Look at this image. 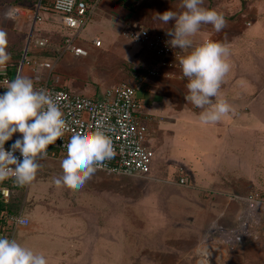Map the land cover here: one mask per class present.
<instances>
[{
    "label": "rangeland",
    "instance_id": "obj_1",
    "mask_svg": "<svg viewBox=\"0 0 264 264\" xmlns=\"http://www.w3.org/2000/svg\"><path fill=\"white\" fill-rule=\"evenodd\" d=\"M11 1L13 0H1V19L14 18L6 16L9 10L12 11L9 6ZM137 1L140 2L139 11L144 21H136L132 25L125 24L121 26L120 31L117 29L111 31L102 27L103 23L99 19L101 2L93 7L80 31L57 25V29L61 28L56 33L57 40H54L50 31L52 23L47 22V18H43L46 12L43 8L40 12L43 20L34 24L28 39L25 34L9 31L4 26H1L0 30L7 34L8 53L11 50V52L16 51L20 46L18 40L26 36L24 44L28 42L27 51H24V54L21 51L22 57L27 56L30 62L33 59L50 61L53 64V71L48 78L51 80L57 77L59 85H66L70 92L89 96L97 90L100 93L95 92V94L99 96L107 87L131 79L127 76L133 71L129 67L131 63H141V66H146L145 57L152 55L143 43L125 37L122 31L148 26L153 31L166 35V31L170 30L173 24L171 22L165 24L156 19L157 14L166 10L177 13L183 11L180 8L181 0ZM37 2L38 0L35 3ZM134 6L136 7V4ZM202 6L216 10L226 21L225 26L218 33L219 42L226 44L230 49L231 68L221 86V95L234 108V112L224 118L237 124L239 119L235 110L245 109L240 115H246L251 110V104H241V98L232 100V86L230 85L229 88L226 86L232 82L249 83L254 86L258 84L261 87L264 85V0H204ZM119 16H122L120 21L123 22L124 14L119 13ZM75 34L76 43L87 51L86 56H76L66 49L63 38L73 37ZM209 34H215L213 26L202 25L195 39L199 41L211 37ZM97 35L103 41L100 47L92 42ZM42 37L46 39L45 45L33 47L35 39ZM125 53H128L127 57ZM23 65V70L29 68V77H33L34 80V72L31 70L34 65L32 63ZM145 80L156 88L162 81L160 76L149 75L145 76ZM170 83L169 88L175 91L172 98L166 96L164 91V94L154 92L151 95V107L153 111L158 112L153 115L156 117L159 114L163 115L166 122L164 129L147 140L158 149L150 172L146 176L138 177L109 175L96 171L79 189L57 188L53 180L62 173L60 161L64 155L60 154L57 159L37 158V161L42 162L37 177L48 178L46 182H49V184L43 182L41 186L45 189L49 187L53 189L51 191L49 189L50 197L57 194V205L62 208L60 213L63 215V218L57 219L53 216L57 210L41 213L34 211L32 217L37 224H41L46 229H57L60 223L75 227L78 223L75 219H70V215L66 217L68 215L66 213L70 208L83 206L89 212L83 213V211L82 216L88 219L100 217L101 220L104 217L109 223L108 233L104 232L103 238L96 233L88 240L94 242V253L88 255L93 260L100 261L103 258L104 264H196V253L192 247L202 235H200V220L203 213L202 206L206 202L205 190L198 187H201L200 178H204L205 174L211 171L210 165L216 162L215 167L219 166L223 179L232 182L224 185L229 191L245 194L254 189L264 194V115L259 116L254 111L246 124L239 122L238 127L233 124L234 128L224 130L219 127V122L202 124L199 120L201 109L193 110L191 103L185 99L188 95L187 81L171 79ZM139 94L141 95L138 92L137 95ZM254 106H261V101L258 100ZM247 124L249 126L245 127ZM219 137L224 139L225 147L223 143H217L216 139ZM217 147H220L221 151H215ZM181 166L192 173L193 178L189 179L187 186L177 184L178 176L185 172L184 169L179 168ZM245 186L248 190H243ZM22 189V187L11 189V196H16L20 204L22 195V203L25 197ZM208 194L209 200L213 198L211 193ZM192 197L195 198V202L189 199ZM28 205L26 201L23 206L24 213L29 209ZM189 216L193 217V221H187ZM217 217L213 214L211 223ZM77 226L80 228V225ZM197 226L199 230L194 232ZM215 226H219V223ZM254 227L259 229L261 225L256 224ZM19 232L16 231L14 239H18V242L24 246ZM184 233L185 236L182 235ZM190 236L197 237L186 242L185 240ZM42 241L39 239L38 242ZM249 244L229 249V257L223 262L264 264V236L261 235ZM91 247H88L89 253ZM82 256H79L78 260Z\"/></svg>",
    "mask_w": 264,
    "mask_h": 264
},
{
    "label": "clouds",
    "instance_id": "obj_2",
    "mask_svg": "<svg viewBox=\"0 0 264 264\" xmlns=\"http://www.w3.org/2000/svg\"><path fill=\"white\" fill-rule=\"evenodd\" d=\"M204 0H181L177 13L166 10L156 19L173 27L166 31V44L179 49V65L186 78L188 95L185 97L201 109L202 124H214L234 112L233 106L221 95V86L229 73L230 49L219 41L195 37L202 25H212L216 32L226 24L222 14L203 7ZM12 18L13 12L6 13ZM7 34L0 30V66L10 60ZM6 91L0 94V181L14 177L20 186L30 185L36 178L40 164L37 158L47 155L49 145L54 144L68 131L60 98L53 97L45 89H37L28 76H17L5 81ZM19 133L6 150L5 143ZM67 152L60 161L62 173L53 180L57 188L79 189L101 166L114 155L111 136L101 124L94 128L72 132L64 145ZM19 153V156L16 153ZM23 223V220L20 221ZM0 264H49L43 253L23 246L15 239L0 237Z\"/></svg>",
    "mask_w": 264,
    "mask_h": 264
},
{
    "label": "crops",
    "instance_id": "obj_3",
    "mask_svg": "<svg viewBox=\"0 0 264 264\" xmlns=\"http://www.w3.org/2000/svg\"><path fill=\"white\" fill-rule=\"evenodd\" d=\"M90 7V13L93 9V7L97 6L101 2V14H100V20L102 21V27L104 29H108L111 31H114V29L121 30V26L127 24V25H132L136 21L143 20L140 15V2L137 0H86ZM160 2L162 0H159ZM165 1V0H164ZM36 0H13L11 1L10 5L11 9L13 7L18 8L21 11V14L18 16L13 15L14 18L12 19H1L0 18V27L4 26L7 30L9 31H14L17 33H22L27 36V39L29 38L31 30L34 28V8L36 6L35 3ZM50 0H42L41 1V8L44 10L48 6ZM1 3V0H0ZM136 4V7L134 6ZM124 10V12H122ZM254 10L256 11L255 7ZM46 12L44 13L43 18H47V22L52 23V27L50 28V31L53 33L52 37L54 40H57V31H59L61 28L57 29V25L62 26L60 19L58 16L53 15L50 11L47 9L45 10ZM257 12V11H256ZM47 13V14H46ZM49 13L51 15H49ZM89 13V15H90ZM119 13H123L125 17L123 22L120 21ZM50 17V18H49ZM54 18V19H53ZM105 18V20H103ZM43 20V19H42ZM144 21V20H143ZM151 29L148 26H143ZM152 30V29H151ZM153 31V30H152ZM213 31L215 29L213 28ZM215 41H219V33L215 31V34H209ZM213 35V36H212ZM26 36L22 37L19 39V44L20 46L18 49L14 52H9L10 54V60L4 65L0 66V77L1 74L4 76H8L13 80L15 75L19 72V76H28V70H23V64L31 65V62L29 63L26 57L21 56V51L24 54V51H27V44H24V41H26ZM20 38V37H19ZM94 38H99L101 40V37L98 35L95 36ZM93 38V39H94ZM45 38H36L35 42L33 44V47L36 46H43L39 45L38 41L43 40ZM133 40V39H132ZM137 42H140L138 40H135ZM141 43V42H140ZM103 41L101 40V44L98 46H102ZM28 55V54H27ZM126 57L128 56V53H125ZM125 57V56H124ZM23 58V62L22 59ZM146 59V66H141V63H131L129 67L133 69V71L130 74H125L131 79L127 81L131 86H133L136 90V97L141 100L143 104L142 108V114H145L149 117L151 125L155 129V135L159 133L160 130L165 128V117L161 114H159L157 117L156 115H153V113H158L156 111H153V107H151V95L154 92H161L164 94L166 92V96L172 98L175 95V91L169 88L171 85L170 80L171 79H176L179 81H183V79H179L176 76H165V75H158L161 77V85L156 88L154 87L151 83L147 82L145 80V76L147 74V68L150 67L153 62L155 61L154 55H147L145 57ZM35 60V59H33ZM31 60V61H33ZM34 72V69H31ZM164 71H166L164 69ZM182 73V71L180 72ZM34 84H38L39 81L36 79L38 76L42 77L43 79L40 80V82H45L48 80L47 76V71L44 69H40L39 71L34 72ZM150 76V75H149ZM33 78V77H31ZM123 81V80H122ZM126 82V81H125ZM48 84H53L52 80L47 81ZM59 81L57 83V87H65L66 89H69L66 85L60 86ZM232 86V100H236L241 98L242 103L251 104V110L246 114L241 116L240 114L243 113L245 109H237L235 110V114L239 119V122L242 123H247L249 121L250 115L253 114L254 111L260 116L264 115V85L261 87V85H256L254 86L253 84L249 83H237V82H232L231 84H228L226 88H229V86ZM155 90H154V89ZM4 91H6V85H3L0 83V94H2ZM93 91V90H92ZM164 91V92H163ZM100 93V91H95ZM89 95V96H98L97 94ZM141 93V95H137ZM168 92V94H167ZM261 101V106L256 107L254 106L257 101ZM191 108L193 110H198L199 108H196L191 104ZM233 115V114H232ZM230 116V115H229ZM156 117V119L154 118ZM235 117V115H233ZM230 124H229V123ZM238 122V123H239ZM235 122H231L230 119L228 120L227 118H222L219 121V127H222V129H230L234 128L233 124H235V127L238 125ZM249 126V124L245 125V127ZM238 127V126H237ZM220 129V128H219ZM248 130V129H247ZM21 134L16 133L13 135V138L6 143H13L15 139L20 136ZM226 139V138H225ZM217 143L222 144L224 142V139L219 137L216 139ZM225 143H223V147H225ZM155 151L156 154H158V149L156 146ZM215 151H221L220 147H217ZM48 159H56L52 157H47ZM40 159V158H38ZM221 161V160H219ZM40 166H42L41 161H37ZM215 163L210 165V170L207 174H205L204 178H200V184L201 187H198L199 189L202 188V190H205L204 194V201L205 204H203V213H202V219L200 220V238L198 241L194 244L192 247L193 250L196 253V264H199V259H200V254L198 253V248L202 242V240L205 238L207 232H209L210 237L214 238L216 237V234L211 231V228L213 225L216 223H219V226H222L224 228H234L236 225H238L245 213L246 210V200L245 197L246 195L251 192V191H256L254 189L249 190V192L245 194H239V193H234L229 191L227 188H224V185L226 184H231L232 182H226L225 179H223L222 173L219 171V166L215 167ZM181 169L185 170V175L187 177L193 178L192 173L190 170H188L185 167H179ZM39 170H41L39 168ZM38 170V171H39ZM101 172V171H100ZM38 174V172H37ZM182 175V174H181ZM140 177V176H138ZM48 178L46 179H40L37 177L35 180L30 184V185H25V186H16V187H22L25 192V197H24V203L26 201L29 203V211L24 213V203L23 202V195H22V202L21 204L19 203V199L16 196H11L7 202H4L0 198V204L2 207H0V214L2 211H6L9 213H18L21 212V214L25 217L28 218L29 223L27 225H18V226H11L8 222H4L0 218V237H7L9 239H14L16 231L19 230L21 233L20 240H23L24 246L29 247L33 249L35 252L38 253H43L46 258L48 259L49 264H95V263H101L104 264L103 258L100 259V261H95L91 257H88V255H92L94 253L95 247H94V242L88 241L90 238L93 237L96 233L100 236V238H103V233H108V226L109 223H107V220L103 219L101 220L100 217L98 218H87L86 216H82L83 213H88V209H84L83 206L79 207H73L67 209L69 210L67 216H71L70 219H75L76 222L78 223L77 225H80V228L76 225L74 226H67L64 223H60V227H57V229H46L43 228L41 224H37V221L33 219V212L36 211L37 213H41L43 211H49V210H57V213H54L53 216L55 218H63V215L60 213L62 211V208L60 205H57V194H55L54 197L49 196V189L43 188L41 185L43 182H46ZM198 179V178H197ZM195 180V179H194ZM207 180V181H206ZM46 184H49V182H46ZM180 186H187V185H182L177 183ZM246 187V186H245ZM12 189V188H11ZM230 189V188H229ZM53 189H50V191ZM241 190V189H240ZM243 190H248V187H246ZM211 193L213 198H210V195L208 194ZM236 196L232 199H229L228 196ZM26 199V200H25ZM190 200L194 201V197L189 198ZM46 200V201H45ZM11 203V205L9 204ZM49 202V203H47ZM195 202V201H194ZM221 208V209H220ZM213 214H216L218 217L214 219V222L211 223V218ZM109 216L106 217L108 219ZM172 217V216H171ZM187 221H193V217L189 216L187 218ZM211 220V221H210ZM63 221H65L63 219ZM105 224V225H104ZM65 225V226H64ZM102 225V226H100ZM199 230L198 226L194 230L196 232ZM66 234V235H64ZM188 234V233H187ZM39 235H42L43 237H38ZM183 236L186 235V233L182 234ZM23 236V237H22ZM50 236L49 238H47ZM109 236V235H108ZM107 236V238H108ZM197 236L189 237L186 242L189 241V239L195 240ZM39 239H42V242H38ZM18 242V239L16 240ZM57 241V242H55ZM100 242V241H99ZM97 242V243H99ZM21 244V242H18ZM193 245V242H191ZM250 245V244H249ZM91 253H89L88 247H90ZM94 248V249H93ZM108 252V250H107ZM83 255V256H82ZM79 256H82V258H79ZM229 257V250L227 254L223 257L222 260H219V264H226V262H223L226 258ZM87 258V259H86ZM123 262V259H122Z\"/></svg>",
    "mask_w": 264,
    "mask_h": 264
},
{
    "label": "built area",
    "instance_id": "obj_4",
    "mask_svg": "<svg viewBox=\"0 0 264 264\" xmlns=\"http://www.w3.org/2000/svg\"><path fill=\"white\" fill-rule=\"evenodd\" d=\"M42 0H38L34 8V22H41L42 15L40 7ZM90 7L86 0H50L46 9L53 15L59 17L63 27L78 30L85 25ZM45 9V10H46ZM13 15L18 16L21 11L13 7ZM125 37L138 40L143 43L155 57L153 64L147 68L150 76H176L185 81L186 78L180 73L178 57L180 50L172 49L166 44L169 37L165 34L152 31L147 27L140 26L138 29H126L122 31ZM66 49L76 56H86L87 51L76 43V34L73 37L63 38ZM46 39L38 41L43 45ZM95 46L101 44L99 38L92 40ZM30 63V61H28ZM35 71L44 69L47 71V78L51 76L53 64L48 60L31 62ZM164 69L166 71H164ZM18 72L13 79L19 76ZM35 76V75H34ZM39 83L34 84L37 89L47 90L53 97L60 98V107L64 113V119L68 125V131L54 144L49 145L47 155L38 158H58L60 154L66 155L65 144L70 139L72 132L82 128H94L98 123L103 125L111 136L114 148V155L102 162L96 171H101L109 175L126 176H146L151 169L152 161L156 156L155 147L147 142L148 138L155 136V129L151 125L149 117L142 114L143 104L136 97V90L125 81H119L107 87L104 93L99 96H82L70 92L65 87H57L59 79L52 78L53 84L40 82L42 77L36 78ZM5 81L11 78L1 74L0 83L5 85ZM12 143H5L6 150ZM19 156V153H16ZM189 178L183 172L178 176V183L187 185ZM18 186L14 177H9L0 181V198L7 202L10 197L11 188ZM236 196L229 195L232 199ZM237 198V197H236ZM246 210L241 222L234 228H224L215 226L211 228L216 237L211 238L207 232L204 242L198 248L200 254L199 264H219V260L227 254L229 249H236L240 245L249 244L264 236V194L258 191L249 192L246 197ZM0 218L8 222L11 226L27 225L29 220L21 212L9 213L2 211ZM23 220V223L20 221ZM261 227L256 229L254 225Z\"/></svg>",
    "mask_w": 264,
    "mask_h": 264
},
{
    "label": "trees",
    "instance_id": "obj_5",
    "mask_svg": "<svg viewBox=\"0 0 264 264\" xmlns=\"http://www.w3.org/2000/svg\"><path fill=\"white\" fill-rule=\"evenodd\" d=\"M94 97H96V96H94ZM9 204L11 205V203L9 202ZM0 207H2V205L0 204Z\"/></svg>",
    "mask_w": 264,
    "mask_h": 264
},
{
    "label": "water",
    "instance_id": "obj_6",
    "mask_svg": "<svg viewBox=\"0 0 264 264\" xmlns=\"http://www.w3.org/2000/svg\"><path fill=\"white\" fill-rule=\"evenodd\" d=\"M22 62H23V58H22ZM263 230H264V226H263Z\"/></svg>",
    "mask_w": 264,
    "mask_h": 264
}]
</instances>
